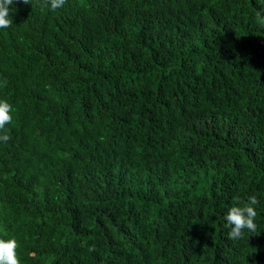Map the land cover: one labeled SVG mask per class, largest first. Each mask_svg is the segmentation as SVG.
Returning a JSON list of instances; mask_svg holds the SVG:
<instances>
[{"label":"trees","instance_id":"16d2710c","mask_svg":"<svg viewBox=\"0 0 264 264\" xmlns=\"http://www.w3.org/2000/svg\"><path fill=\"white\" fill-rule=\"evenodd\" d=\"M11 7L0 238L22 264H264V6ZM252 196L258 228L232 239Z\"/></svg>","mask_w":264,"mask_h":264},{"label":"clouds","instance_id":"9594fccd","mask_svg":"<svg viewBox=\"0 0 264 264\" xmlns=\"http://www.w3.org/2000/svg\"><path fill=\"white\" fill-rule=\"evenodd\" d=\"M14 0H0V29L9 28L12 17L9 15L13 8ZM31 3V0H24ZM258 6H264V0H257ZM65 0H50L51 9L63 7ZM13 120V105L6 99H0V142H7L10 136L5 131L6 125ZM258 200L255 196L249 198V202L243 206L237 204L231 206L225 213V226L230 229L228 235L237 239L245 234V231L255 232L258 228L256 223ZM19 241L13 236L7 239L0 238V264H22L18 254Z\"/></svg>","mask_w":264,"mask_h":264}]
</instances>
